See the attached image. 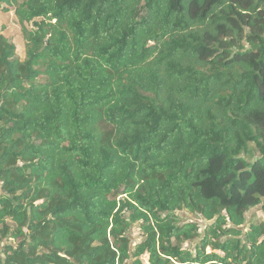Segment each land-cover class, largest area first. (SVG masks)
<instances>
[{"label": "trees", "instance_id": "obj_1", "mask_svg": "<svg viewBox=\"0 0 264 264\" xmlns=\"http://www.w3.org/2000/svg\"><path fill=\"white\" fill-rule=\"evenodd\" d=\"M0 9V264H264V0Z\"/></svg>", "mask_w": 264, "mask_h": 264}, {"label": "rangeland", "instance_id": "obj_2", "mask_svg": "<svg viewBox=\"0 0 264 264\" xmlns=\"http://www.w3.org/2000/svg\"><path fill=\"white\" fill-rule=\"evenodd\" d=\"M26 27L30 30L34 29V25L32 23L26 24ZM0 34L5 35L11 42L14 43L17 50V57L20 60H24L25 58V41L23 39L21 26L19 25L15 15L14 11L11 10V12H3L0 9ZM129 213L126 214V217H129ZM180 218L184 222H195L199 225L201 231L200 233H204V229L207 225V221H205L200 215H193L187 212H180L178 213ZM252 216H255L256 219L259 221H264V211L261 210V208H257L250 212L248 214V218L251 219ZM129 236L132 240V244H136L137 242L141 241L142 235L140 234L138 225H133L130 229ZM8 242H4L2 245H0V254L4 248V246ZM191 244H188L187 247H190ZM195 244L192 246L194 247ZM146 259V258H145Z\"/></svg>", "mask_w": 264, "mask_h": 264}]
</instances>
